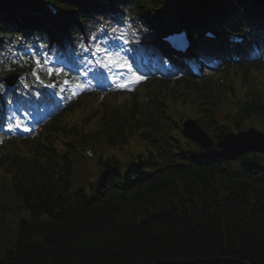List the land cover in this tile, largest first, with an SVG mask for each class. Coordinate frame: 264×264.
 Wrapping results in <instances>:
<instances>
[{
    "label": "trees",
    "instance_id": "16d2710c",
    "mask_svg": "<svg viewBox=\"0 0 264 264\" xmlns=\"http://www.w3.org/2000/svg\"><path fill=\"white\" fill-rule=\"evenodd\" d=\"M180 1L181 5L201 1L203 6L206 2ZM253 1L264 5V0ZM196 12L201 19L221 14L217 8ZM242 116L264 125V111L245 109ZM54 122L45 127L50 144L43 142L50 169L45 166L48 171L11 184L26 213L15 228V243L0 249V264H140L217 256L264 264V175L258 162L248 159L255 153L245 156L244 176H224L215 167H202L194 173L157 177L159 172L152 166L144 179L134 174L136 185L125 190L116 183L117 159L106 158L101 162V182H89L95 193L90 196L83 186L87 183L75 179L83 174L77 145L99 146L104 139L115 148L124 142L123 136L104 129L67 131ZM89 123L85 121L84 126ZM58 135L69 139L64 153L51 140ZM223 136L219 134L220 141ZM60 159L65 165L57 172ZM6 164L0 156V169ZM2 183L0 221L6 224V214L12 211L10 186Z\"/></svg>",
    "mask_w": 264,
    "mask_h": 264
},
{
    "label": "rangeland",
    "instance_id": "374dc122",
    "mask_svg": "<svg viewBox=\"0 0 264 264\" xmlns=\"http://www.w3.org/2000/svg\"><path fill=\"white\" fill-rule=\"evenodd\" d=\"M172 86V85H171ZM96 155L97 157L98 152L96 151ZM90 162V166L92 167L93 170L95 169H99L98 165L95 163L94 160L92 159H88ZM86 161L81 160L80 164H85ZM76 181H80L79 178H75ZM86 189H87V193L90 196H94L95 193L91 190L89 183L87 185H83ZM26 211L23 208H17V209H13L12 211H10L9 213L6 214V218H7V223H2L0 221V226H4L2 228V233H0V249L2 251H4L6 248H11L12 245L15 243V240L17 239V234L15 233V228L18 226V221L20 216L25 215ZM4 239H3V238Z\"/></svg>",
    "mask_w": 264,
    "mask_h": 264
},
{
    "label": "snow or ice",
    "instance_id": "6c2138e0",
    "mask_svg": "<svg viewBox=\"0 0 264 264\" xmlns=\"http://www.w3.org/2000/svg\"><path fill=\"white\" fill-rule=\"evenodd\" d=\"M176 46L177 47H182L183 46V42L182 41H177V45ZM99 51L100 50L97 49V52H99ZM103 53H104L105 58L108 61V63L104 65L105 67L110 65V66H113V67L119 66V67H127L129 69L131 68L130 65H128V64H126L125 62L122 61V58H117V54L116 53H109L108 49H104ZM94 55H95V53H94ZM47 63H48L47 60H45L44 63H41V61L39 59L35 60V64L40 70H43L44 69V65L47 64ZM98 63H102V61H98ZM57 73L63 74V69L48 68L47 72H46L47 75H55ZM32 74L37 79H40V76H39L38 72H33ZM142 79H143V77L136 76L135 77V82H139ZM120 86L121 87H127V84L125 83V84H122ZM25 130H27V129H25Z\"/></svg>",
    "mask_w": 264,
    "mask_h": 264
},
{
    "label": "water",
    "instance_id": "95a60500",
    "mask_svg": "<svg viewBox=\"0 0 264 264\" xmlns=\"http://www.w3.org/2000/svg\"><path fill=\"white\" fill-rule=\"evenodd\" d=\"M140 264H250L241 259L226 258V257H213V258H197L190 261H172V260H157L152 263H140Z\"/></svg>",
    "mask_w": 264,
    "mask_h": 264
},
{
    "label": "bare ground",
    "instance_id": "6f19581e",
    "mask_svg": "<svg viewBox=\"0 0 264 264\" xmlns=\"http://www.w3.org/2000/svg\"><path fill=\"white\" fill-rule=\"evenodd\" d=\"M17 196V194H15V193H12L11 195H10V197H12V198H15Z\"/></svg>",
    "mask_w": 264,
    "mask_h": 264
}]
</instances>
